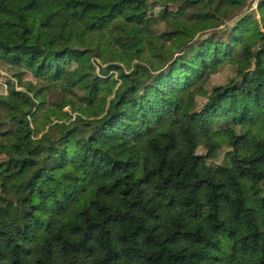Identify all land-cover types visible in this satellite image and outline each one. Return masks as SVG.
I'll list each match as a JSON object with an SVG mask.
<instances>
[{"label": "trees", "instance_id": "obj_1", "mask_svg": "<svg viewBox=\"0 0 264 264\" xmlns=\"http://www.w3.org/2000/svg\"><path fill=\"white\" fill-rule=\"evenodd\" d=\"M147 1L0 0V58L83 90L0 94V264H264V0L224 27L247 0H177L161 34L130 12ZM229 63L237 77L200 106L197 84ZM42 111L61 122L36 138Z\"/></svg>", "mask_w": 264, "mask_h": 264}, {"label": "rangeland", "instance_id": "obj_2", "mask_svg": "<svg viewBox=\"0 0 264 264\" xmlns=\"http://www.w3.org/2000/svg\"><path fill=\"white\" fill-rule=\"evenodd\" d=\"M259 0H247V3L243 8H232L227 15L223 16V18L219 19L221 22V27L225 25H233L237 19H239L242 15L246 13H252L254 17H260L259 12L257 10ZM179 9V2L177 0H161L157 2L156 0H149L147 2L136 3L130 7L131 13H141L146 11L148 15L155 17L159 22L156 25V31L161 34L165 31L173 30L172 24L168 22L169 19L172 18L171 15H168L169 12L175 13ZM219 28H210L206 30L204 33H200L205 37L208 32L219 30ZM250 54H252V48H250ZM92 65L95 70L94 73L98 74L100 72L101 67L105 66V62L93 56L91 58ZM255 66V57L252 56L244 65L245 70H251ZM127 68V67H125ZM113 73L114 77H117V72ZM237 77V69L233 64H226L220 71L213 74L206 75L196 86L198 104L201 106L208 100V96L211 93V90L215 86L225 85L230 82L231 79ZM14 84L17 89H22L24 91H34L37 89H43L44 93L47 96V99L50 103L55 105L65 97L69 95L67 91L59 84L55 85L50 80L45 78H37L33 75L30 69L25 67L15 66L6 63L4 60L0 58V94L8 93V85ZM34 89V90H32ZM83 95V90L81 88H75L74 92L71 93L68 97L74 99L76 102H80V97ZM238 95L244 101H246L249 105L252 106L259 97L253 96L250 92H247L243 89H238ZM35 110V109H34ZM64 111H68L69 116L71 118H75L78 114V111L72 109L71 106H66ZM8 115L7 112L1 108L0 106V128L7 129L8 128ZM37 124L40 125V128H36L34 123H31L34 128V133L36 138H40L44 133L49 130L50 125L58 122L59 120L56 117L51 116V124L47 123V118L44 115V111L39 112L37 115ZM61 122V121H59ZM231 123L230 121L220 122L216 125L218 128H226ZM7 127V128H5ZM259 140L256 137H251L248 141H246L244 145V150L246 152H255L258 150ZM230 151V147L227 144H224L223 149L220 151L219 157L211 161L214 165L223 164L226 162V154ZM198 152L200 154H205L204 147H199ZM4 159V155L0 154V161ZM15 181H11L10 185H14ZM0 193H5L2 187V180L0 178Z\"/></svg>", "mask_w": 264, "mask_h": 264}]
</instances>
